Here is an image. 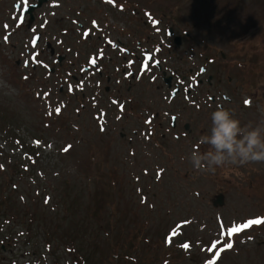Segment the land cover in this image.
<instances>
[{
	"label": "rangeland",
	"instance_id": "rangeland-1",
	"mask_svg": "<svg viewBox=\"0 0 264 264\" xmlns=\"http://www.w3.org/2000/svg\"><path fill=\"white\" fill-rule=\"evenodd\" d=\"M37 1L0 0V264H209L197 242L216 245L238 227L234 221L263 219L264 162L194 170L181 157L210 134L212 112L165 99L163 80L149 81L156 67L142 83H131L126 68L133 61L138 69L141 40L165 52L166 70L188 73L191 59L196 70L207 65L204 79L214 83L201 89L237 96L229 108L238 109L244 91L264 106V0H47L30 24L23 13ZM80 83L87 90L75 96ZM92 95L104 103L133 99L135 120L111 106L95 111L87 105ZM175 115L182 117L174 131ZM143 118L155 119L150 140L134 134ZM180 131L187 138L173 137ZM147 169H161V179L144 176ZM220 195L225 205L215 208L210 202ZM184 220L176 240L191 241V257L174 245L179 228L171 230ZM253 238L240 239L236 250L226 246L218 264H264V225ZM220 252L212 251V261Z\"/></svg>",
	"mask_w": 264,
	"mask_h": 264
},
{
	"label": "clouds",
	"instance_id": "clouds-1",
	"mask_svg": "<svg viewBox=\"0 0 264 264\" xmlns=\"http://www.w3.org/2000/svg\"><path fill=\"white\" fill-rule=\"evenodd\" d=\"M211 122L210 134L198 142L208 145V150L194 148L189 157H181L182 161L187 159L199 172L264 162V121L242 124L234 111L218 106L211 114Z\"/></svg>",
	"mask_w": 264,
	"mask_h": 264
},
{
	"label": "snow or ice",
	"instance_id": "snow-or-ice-1",
	"mask_svg": "<svg viewBox=\"0 0 264 264\" xmlns=\"http://www.w3.org/2000/svg\"><path fill=\"white\" fill-rule=\"evenodd\" d=\"M27 3H28V0H24V4L27 5ZM5 27H7V26H5ZM7 39H8V38L5 37V40H7ZM146 59H147V60H151L152 57L149 56V57H147ZM91 62H92L93 64L96 63L95 59H93ZM144 67H145V70H147V68H148V64L146 63V64L144 65ZM246 103H247V102H246ZM56 111H57V113H59L60 109L57 108ZM37 144H39V142H37ZM67 150H68V149H65V151H67ZM256 224H264V220H250V221H248L246 224H243V225H241V226H239V227H233V228H231V229L229 230V235H231V234H235V233H238V232H241V231H243L244 229L249 228V227H251L252 225H256ZM184 247H185V248H188L189 246H188V245H184ZM231 247H232L231 244H228V245H227V248H231ZM218 258H219V257H217V259H218ZM211 264H216V261H212Z\"/></svg>",
	"mask_w": 264,
	"mask_h": 264
},
{
	"label": "flooded vegetation",
	"instance_id": "flooded-vegetation-1",
	"mask_svg": "<svg viewBox=\"0 0 264 264\" xmlns=\"http://www.w3.org/2000/svg\"><path fill=\"white\" fill-rule=\"evenodd\" d=\"M193 72V71H192ZM218 80H221V79H218ZM200 82V84H204L205 82L207 83V84H210V85H212L213 83H214V81H213V77L212 76H209L208 77V79L207 80H203V81H199ZM215 92H219L221 95H223V96H225V97H227L228 99H229V101H233V98L234 99H236L237 98V96H235V97H231V95L228 93V92H224V91H215ZM255 94V93H254ZM256 95V94H255ZM243 97V93H239V98L241 99ZM240 99H239V101H240ZM256 105V104H255ZM258 107L260 108V109H264V106L263 105H261V104H259L258 105ZM259 112L260 111H240L239 113H240V115L242 116V117H244V118H248V117H250V121H252V120H254V117H256V116H259Z\"/></svg>",
	"mask_w": 264,
	"mask_h": 264
}]
</instances>
